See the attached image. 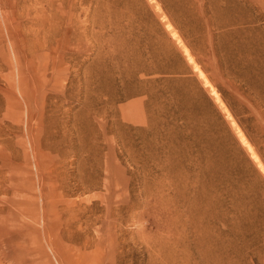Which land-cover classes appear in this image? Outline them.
<instances>
[{
    "label": "rangeland",
    "instance_id": "374dc122",
    "mask_svg": "<svg viewBox=\"0 0 264 264\" xmlns=\"http://www.w3.org/2000/svg\"><path fill=\"white\" fill-rule=\"evenodd\" d=\"M207 262L264 264V0H0V264Z\"/></svg>",
    "mask_w": 264,
    "mask_h": 264
},
{
    "label": "bare ground",
    "instance_id": "6f19581e",
    "mask_svg": "<svg viewBox=\"0 0 264 264\" xmlns=\"http://www.w3.org/2000/svg\"><path fill=\"white\" fill-rule=\"evenodd\" d=\"M170 27H171V25H170ZM170 29V28H169ZM176 35V34H175ZM178 35V34H177ZM189 59H190V61L192 62L194 59L190 56V54H189ZM198 71H199V76L201 77V78H203L204 79V83H205V85H207V86H210V82L208 81V79H207V77H206V75H205V73L201 70V69H199L197 66L195 67ZM211 90H212V93L216 96V98H217V100H220V96H219V94H218V92H216V90H215V88L214 87H211ZM239 136H240V138H241V141L248 147V149H249V151L252 153V157L253 158H255L256 160H258V156H257V154L254 152V150H253V148H252V146L248 143V141L246 140V138H245V136L243 135V133L239 130ZM260 165H261V163H260ZM218 218V217H217ZM219 220V219H218ZM216 242H218V241H216ZM217 244H219V243H217ZM221 245V244H220ZM226 245V244H225ZM224 246V245H223ZM198 248V247H197ZM202 250V249H201ZM223 250H224V248H223ZM222 250V251H223ZM203 251V250H202ZM219 251H220V249H219ZM166 256L169 258V255H170V251H169V249H166ZM214 254V253H213ZM220 255H223V254H221L220 253ZM211 259H219L218 257H215V258H211ZM224 260H225V258H224ZM207 261V260H206ZM219 263V262H218ZM206 264H208V262L206 263ZM223 264V263H222ZM225 264H226V262H225Z\"/></svg>",
    "mask_w": 264,
    "mask_h": 264
}]
</instances>
